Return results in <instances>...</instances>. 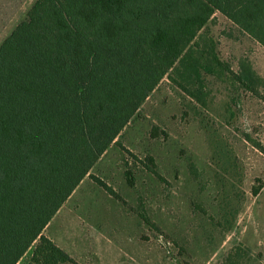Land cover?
<instances>
[{
	"label": "trees",
	"instance_id": "obj_1",
	"mask_svg": "<svg viewBox=\"0 0 264 264\" xmlns=\"http://www.w3.org/2000/svg\"><path fill=\"white\" fill-rule=\"evenodd\" d=\"M217 13L264 46V0H34L0 43V264H78L44 231L87 176L115 194L91 170L164 78L203 107L208 75L255 90Z\"/></svg>",
	"mask_w": 264,
	"mask_h": 264
},
{
	"label": "rangeland",
	"instance_id": "obj_2",
	"mask_svg": "<svg viewBox=\"0 0 264 264\" xmlns=\"http://www.w3.org/2000/svg\"><path fill=\"white\" fill-rule=\"evenodd\" d=\"M33 2L0 0V43ZM209 27L255 90L208 75L203 107L164 78L91 170L115 194L87 176L44 231L78 264H264V46Z\"/></svg>",
	"mask_w": 264,
	"mask_h": 264
}]
</instances>
